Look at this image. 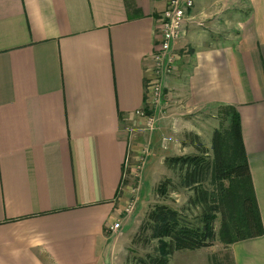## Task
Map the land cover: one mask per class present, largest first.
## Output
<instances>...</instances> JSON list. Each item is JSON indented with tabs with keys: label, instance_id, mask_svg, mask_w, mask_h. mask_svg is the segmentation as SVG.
I'll return each instance as SVG.
<instances>
[{
	"label": "crops",
	"instance_id": "crops-1",
	"mask_svg": "<svg viewBox=\"0 0 264 264\" xmlns=\"http://www.w3.org/2000/svg\"><path fill=\"white\" fill-rule=\"evenodd\" d=\"M168 1L0 0V264H127ZM237 1L249 14L228 39L192 46L183 94L237 107L264 224V0ZM219 242L169 264H264V234Z\"/></svg>",
	"mask_w": 264,
	"mask_h": 264
},
{
	"label": "rangeland",
	"instance_id": "rangeland-1",
	"mask_svg": "<svg viewBox=\"0 0 264 264\" xmlns=\"http://www.w3.org/2000/svg\"><path fill=\"white\" fill-rule=\"evenodd\" d=\"M197 3L200 7H196ZM169 4L170 2L166 3L159 17L170 7ZM250 10L249 6L237 0H194V7L184 22L179 38L172 43L170 53L173 59L170 58L168 61V58H165L164 64L170 67V71L156 72V78H152L153 82L159 84L158 123L156 130L153 131L154 139L149 141L148 137L140 141L136 158L132 163L134 174L131 178V186L136 188V192L133 212L125 217V225L128 228L132 227V222H135L136 232H138L156 203L168 204L180 211L188 222L198 227L202 226L201 208L195 209L189 202L190 197L193 196V188L184 187L177 173L166 166L164 159L173 155L199 154L202 145L209 149L211 157L214 156L215 131L223 125L220 106H189L183 94V86L186 85L187 78L183 77L196 63L195 57L191 54L192 46L228 39L236 31L238 18L248 15ZM151 88L154 87L151 86ZM195 134L199 137L195 138ZM167 177L172 178L176 187H173L169 194L162 198L158 195V185ZM204 186L211 188L210 181ZM222 219L223 215L219 213L216 221L218 234ZM151 234V231L142 233L141 243L133 244L128 257L146 258L148 254L160 255L163 242L159 239H152L148 245H143L144 239L149 238ZM136 263L133 260L130 264Z\"/></svg>",
	"mask_w": 264,
	"mask_h": 264
},
{
	"label": "trees",
	"instance_id": "trees-1",
	"mask_svg": "<svg viewBox=\"0 0 264 264\" xmlns=\"http://www.w3.org/2000/svg\"><path fill=\"white\" fill-rule=\"evenodd\" d=\"M223 125L215 131L214 156L202 145L199 154L167 156L166 166L175 171L184 187L193 188L189 202L195 209L201 208L202 226L185 220L182 213L168 204L156 203L133 239L141 243L140 235L151 231L143 245L152 239L162 243L161 254L146 258H127L136 264H169L177 250L198 249L213 246L217 240L225 245L264 234V224L252 181L251 168L245 147L241 115L234 105H220ZM227 124V125H225ZM195 138L199 135L195 134ZM210 181V187L204 184ZM227 183H229L227 185ZM176 187L172 178L163 179L158 185L159 197L165 198ZM223 215L218 234L216 221Z\"/></svg>",
	"mask_w": 264,
	"mask_h": 264
},
{
	"label": "built area",
	"instance_id": "built-area-1",
	"mask_svg": "<svg viewBox=\"0 0 264 264\" xmlns=\"http://www.w3.org/2000/svg\"><path fill=\"white\" fill-rule=\"evenodd\" d=\"M168 2H170V7L164 11L161 17H159L161 25V38L159 50L156 54V72L160 71L162 73H167L168 71H170V67L168 65L167 67L164 64L165 58H168L169 61L170 58L173 57V55L170 53L172 43L173 41H175V39L179 38V35L183 30L184 22L187 20L188 14L194 7V0H169ZM154 82L152 83V86L154 87L152 88L153 90H151L152 96H155L158 100L157 94L159 93V84H157V82ZM138 113L143 114L140 111H138ZM151 123H153V118L151 119ZM134 204L135 200L130 203L127 210L132 211L134 208ZM120 226L121 222L116 221L110 226V230L117 231Z\"/></svg>",
	"mask_w": 264,
	"mask_h": 264
}]
</instances>
